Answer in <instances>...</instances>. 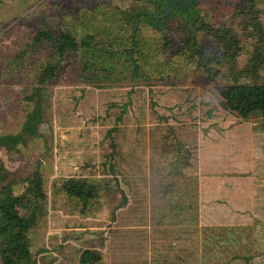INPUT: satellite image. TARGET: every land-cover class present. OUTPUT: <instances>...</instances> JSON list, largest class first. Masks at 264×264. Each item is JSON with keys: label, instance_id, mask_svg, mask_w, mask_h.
<instances>
[{"label": "rangeland", "instance_id": "374dc122", "mask_svg": "<svg viewBox=\"0 0 264 264\" xmlns=\"http://www.w3.org/2000/svg\"><path fill=\"white\" fill-rule=\"evenodd\" d=\"M157 1L0 0V201L18 199L19 216L39 217L27 239L35 264H79L84 250L100 255L97 264H220L232 257L215 250L217 231L199 229L196 176L185 169L199 131L229 136L236 126H264L263 117L224 111L220 97L233 79L247 83L258 74L244 73L264 42V0H194L174 8H193L190 19L176 12L152 23L135 18L153 13ZM41 30L69 32L80 44L94 39L43 86L35 135L12 147L2 139L21 134L33 108L26 99L41 65L53 59L50 44L32 45ZM224 31L236 39L235 57L223 55ZM131 36L136 69L128 60ZM186 43L216 60L210 75ZM262 134L251 152L240 149L256 160L264 203ZM37 164L45 197L39 202L32 192ZM68 178L101 186L96 204L83 208L66 197L60 187ZM121 192L127 203L114 212ZM256 220L241 233L253 239L249 264H264V213ZM6 232L0 228V250ZM241 253L239 244L234 255Z\"/></svg>", "mask_w": 264, "mask_h": 264}, {"label": "trees", "instance_id": "16d2710c", "mask_svg": "<svg viewBox=\"0 0 264 264\" xmlns=\"http://www.w3.org/2000/svg\"><path fill=\"white\" fill-rule=\"evenodd\" d=\"M163 5V0L153 3V13H147L145 11L137 14L135 18L144 17L148 22H155L153 16L158 14V9ZM179 13L189 16H194L195 12L193 8L189 9L187 12L182 13L178 9H171V13ZM168 16V15H167ZM130 18V16L128 17ZM160 22V21H159ZM136 23V22H135ZM217 35V33H216ZM257 35H259L257 33ZM91 36L86 37V39L80 44L75 37L67 32L62 33L58 36H54L48 30L39 31L32 40V45H39L41 43H48L52 48L53 59L50 61H45L39 70V73L36 77V87L33 89V95L27 97V101L33 104L32 110L27 114L25 122L22 126L21 134L12 137H4L2 141L8 142L12 147H16L19 143L24 142V136H34L36 133L37 125L42 119V98L44 93V88L46 84H49L55 80L60 73L61 64L65 61V58L68 57L70 53H75L81 48H87L90 46ZM259 43V42H258ZM130 53L128 49L123 51V54L131 55L128 60L132 63V68L137 64L133 58V48L136 47V40L134 36L130 38ZM220 44L223 50V55L226 54L230 57L236 54L237 43L235 37L229 36L227 31H224L220 34ZM185 48L190 50V54L196 58L197 63L203 70L211 74V69L216 64V60L208 59L205 55L204 50H196L195 47L190 46L186 43ZM119 52V51H118ZM119 54V53H116ZM120 55V54H119ZM198 56V58L196 57ZM214 65V66H213ZM137 66L135 65V69ZM248 70L244 73H255L259 72L264 73V42H260L254 48V53L251 59L247 64ZM258 74L255 79L247 83H241L237 79H233L232 84L224 87L220 92V97L222 99L221 108L224 111L234 113L242 120H248L251 117H263L264 118V78L259 79ZM255 133L264 134V126L260 125L258 129H253ZM112 131H109L110 134ZM112 148H115V145L111 143ZM39 164L36 165L32 181L33 187L32 192L36 202L42 201L44 193L42 192V178L39 171ZM111 175L113 172V168ZM113 181V180H112ZM116 185L118 184L117 180L114 179ZM100 187L98 184L91 183L90 181H84L82 179L68 178L62 181L61 192L71 200L76 201L83 208L93 206L96 204L100 196ZM18 199H10L6 197L0 201V228L4 233L2 236L3 241L1 243L0 257L2 264H35L31 259V253L29 250L28 244V235L30 231L35 227L39 217L37 214L25 219L19 216L17 212V205L19 204ZM127 203V198L121 192V201L119 205L115 208L119 210ZM10 227L9 229H7ZM233 260H241L245 264H249L251 261L250 256L248 257H234ZM100 262V255L94 250H84L79 257V264H97Z\"/></svg>", "mask_w": 264, "mask_h": 264}, {"label": "crops", "instance_id": "0c3cea01", "mask_svg": "<svg viewBox=\"0 0 264 264\" xmlns=\"http://www.w3.org/2000/svg\"><path fill=\"white\" fill-rule=\"evenodd\" d=\"M238 128L229 129V136L220 131H212L210 135L199 131L198 136L192 139L193 162L185 169L187 174L196 176L199 229L205 234L217 231L213 242L219 253L233 252L230 261L224 260L223 263L221 260L220 264L244 263L233 260L238 257L234 251L241 244L243 253L240 257H248L249 248H252L249 240L253 242V239L241 231L247 232L252 224L258 223L256 218L264 213V203L258 198L256 160L253 162V158L249 159L248 153L240 149L246 145L251 152V146L258 142L259 133Z\"/></svg>", "mask_w": 264, "mask_h": 264}, {"label": "flooded vegetation", "instance_id": "af4514ba", "mask_svg": "<svg viewBox=\"0 0 264 264\" xmlns=\"http://www.w3.org/2000/svg\"><path fill=\"white\" fill-rule=\"evenodd\" d=\"M187 1L188 0H172V2L170 3V6L168 8V11L170 12L171 9L184 7L187 4ZM163 5H164V3H163ZM163 5H162V7L160 9H158V14L153 16L155 21H158V20H162L163 21L164 20V19L160 18L161 15L164 13ZM187 8L190 9L189 6ZM169 12H168V14H169Z\"/></svg>", "mask_w": 264, "mask_h": 264}, {"label": "water", "instance_id": "95a60500", "mask_svg": "<svg viewBox=\"0 0 264 264\" xmlns=\"http://www.w3.org/2000/svg\"><path fill=\"white\" fill-rule=\"evenodd\" d=\"M171 2H172V0H166V2L164 3V5H163L164 13L161 15V17H160L161 19H164V17L168 15V12H169L168 8H169ZM193 2H194V0H188V5L191 6Z\"/></svg>", "mask_w": 264, "mask_h": 264}]
</instances>
